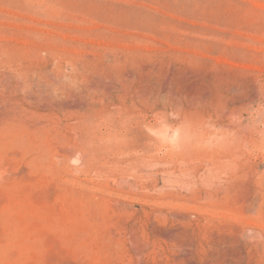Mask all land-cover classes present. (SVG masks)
<instances>
[{"label": "rangeland", "instance_id": "374dc122", "mask_svg": "<svg viewBox=\"0 0 264 264\" xmlns=\"http://www.w3.org/2000/svg\"><path fill=\"white\" fill-rule=\"evenodd\" d=\"M0 264H264V0H0Z\"/></svg>", "mask_w": 264, "mask_h": 264}]
</instances>
